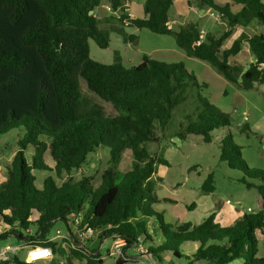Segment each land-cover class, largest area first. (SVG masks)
Segmentation results:
<instances>
[{
    "label": "trees",
    "instance_id": "obj_1",
    "mask_svg": "<svg viewBox=\"0 0 264 264\" xmlns=\"http://www.w3.org/2000/svg\"><path fill=\"white\" fill-rule=\"evenodd\" d=\"M104 1L112 15L99 18L96 11ZM126 1L0 0V136L25 129L19 149L5 165L7 175L0 185V241L10 237L34 240L52 246L56 256L58 243L47 242L52 228L63 222L69 231L77 217L83 225L102 230L100 239L119 235L126 242L125 255L130 246H143L158 263L168 255L174 260L185 258L188 264H264V258L258 256L257 236L258 230H264V169L248 166L231 134L221 140V160L241 171V181L258 192L262 200L258 212L247 210L232 227L217 222L216 213L199 225L188 222L176 227L154 209L160 202L156 189L162 180L156 177L157 165L169 166V162L150 152L148 144L160 140L159 134L167 131L174 112L182 105L188 108L176 133L181 140L195 135L211 143L214 131L231 125L230 115L202 95L208 85H200L181 63L166 64L144 56L138 66L126 67L120 57L113 64H104L92 59L90 47L94 40L107 49L109 30L128 39L117 24L105 30L102 23L172 35L189 57L210 63L240 89L250 90L264 84V33L241 35L228 49L224 43L235 28L248 27L254 21L264 27L263 0H189L190 7L212 10L227 25L223 34L204 37L196 23L178 30L171 26L174 0H145V17L137 18L127 13ZM244 42L249 43L255 58L246 71L233 61ZM80 80L119 114L106 116L104 108L84 94ZM100 147L110 150V160L99 187L89 177L76 182L73 174L90 163V155ZM28 148L31 161L26 157ZM126 151L132 152L133 168L122 173L119 166ZM47 155L53 166L47 163ZM35 170L53 171L57 179L46 178L38 189ZM202 191L208 195L216 191L213 174L202 184ZM152 219L157 223L155 230L162 234L161 243L150 230ZM67 243L75 261L72 264H104L98 249H75L72 241ZM188 245L192 252L186 250ZM0 264L40 263L16 255ZM117 264L126 263L120 259Z\"/></svg>",
    "mask_w": 264,
    "mask_h": 264
},
{
    "label": "rangeland",
    "instance_id": "obj_2",
    "mask_svg": "<svg viewBox=\"0 0 264 264\" xmlns=\"http://www.w3.org/2000/svg\"><path fill=\"white\" fill-rule=\"evenodd\" d=\"M104 3L106 2L104 1ZM144 3L145 0L126 1L128 9L136 17H145ZM179 7L183 10L172 7L169 13L170 22L175 30L192 22L198 24L202 37L207 33L219 36L228 29L219 15L212 10H206L205 14H200L201 12L196 9L191 10L189 2L186 0H181ZM102 11L105 9H98L96 15L102 16ZM105 15L111 16L112 12L109 11ZM112 25L123 28L122 31L128 39H125L121 33L110 31L109 28ZM100 27L109 30L110 45L107 49H102L94 40H90L93 60L104 64H113L117 61V57H120L123 65L132 67L140 65L144 56H149L166 64H184L186 69L196 76L200 85H208L207 89L202 90V95L231 117L229 127L221 128L211 134V143H206L202 137L195 135L189 136L186 140H181L176 133L180 130L186 114L189 113L187 106L182 105L174 112L167 131L164 134L160 132V140L148 144L150 152L159 158L167 159L169 162V166L158 164L156 174V177H160L162 180L156 189V195L160 198V202L154 205V209L163 214L165 222L176 227L188 222L199 225L212 213H216L217 222L223 227H232L244 218L249 208L254 213L258 212L262 205L261 197L255 189L247 188L241 181L243 178L241 171L231 169L226 161L221 160V140L231 134L234 142L242 148V156L248 166L264 169V84H256L250 90L240 89L237 83L227 80L210 63L189 57L177 45L176 39L172 35H160L151 32L149 29H138L119 23H102ZM233 32V35L224 43L226 49L230 48L241 35L253 37L263 34L264 27L259 22L254 21L248 27L235 28ZM233 61L241 65L244 71L255 62L248 42L243 43L242 52ZM80 82L84 94L90 97L94 103L103 107L106 116L115 117L119 114L111 104L93 96L83 80ZM24 134V128H16L0 136V185L7 175L5 165L12 161L15 151L19 149V141ZM25 152L26 157L31 161V148ZM50 160V156L47 155V163L53 166ZM109 160L110 150L107 147H100L96 154L90 155L91 164H86L79 172L73 174L74 180L79 182L84 177H89L92 178L94 187H99L102 175L109 166ZM132 168V152L126 151L119 170L122 173H127ZM33 174L36 177L35 185L38 189L43 187L46 178L57 179L53 171L35 170ZM210 174L214 175L216 191L208 195L202 191V184ZM61 182L58 180L59 184ZM228 201L231 204L227 203ZM156 224V220L152 219L149 222V227L158 243H161L163 237L161 233L155 230ZM57 230H61L63 234L67 235L66 224L56 222L51 231V235L59 245L58 255L51 261H40V264H72L75 262L68 253L65 238L63 236L55 237ZM257 236L259 239L258 256L264 258V230H258ZM114 241L115 237L112 235L103 239L97 237L87 243V248L101 251L104 264H117L120 259L126 264H188L185 258L174 260L168 255L164 256L166 261L158 263L152 259L147 247L143 246H130L128 248L129 254L120 257L112 256L110 250ZM23 243L17 238L10 237L5 241H0V249L7 245L22 246ZM186 250L188 253L192 252V246H186ZM27 251L28 248H23L19 252V256L25 258ZM197 264L208 263L199 262ZM233 264L241 263L235 262Z\"/></svg>",
    "mask_w": 264,
    "mask_h": 264
},
{
    "label": "built area",
    "instance_id": "obj_3",
    "mask_svg": "<svg viewBox=\"0 0 264 264\" xmlns=\"http://www.w3.org/2000/svg\"><path fill=\"white\" fill-rule=\"evenodd\" d=\"M110 9V8H109ZM227 203L231 204L230 201ZM248 211H251L249 208ZM102 230L95 229L89 224L82 223V219L74 217L71 223V230L67 231V235L63 234L61 230L56 231V238L63 236L65 238V245H67V240L72 241L71 245L73 248H83L87 247V243L99 237ZM28 233L32 234L33 231L29 230ZM115 237V241L111 247L110 253L112 256H124V247L126 242L124 239L120 238L119 235H112ZM76 237V239L74 238ZM53 236L47 241L48 243L56 242ZM23 248H28L25 260L29 263H35L40 261H51L55 257V250L52 246H43L35 243L34 240H26L22 246L17 245H7L0 249V261L8 262L13 256L19 255V252Z\"/></svg>",
    "mask_w": 264,
    "mask_h": 264
},
{
    "label": "crops",
    "instance_id": "obj_4",
    "mask_svg": "<svg viewBox=\"0 0 264 264\" xmlns=\"http://www.w3.org/2000/svg\"><path fill=\"white\" fill-rule=\"evenodd\" d=\"M181 0H174V8L175 9H177V10H183V9H181L180 7H179V2H180ZM187 2H189V0H186ZM183 7V6H182ZM194 6H192V7H190V9L192 10V9H196L198 12H201L200 14H205V11L206 10H204V11H199L196 7H194ZM110 7H109V5L107 4V3H104V4H102V6H101V8L100 9H105V11H102V16H100L99 15V17L100 18H104V17H106L107 15H105V13H108L109 12V9ZM184 8V7H183ZM125 9H126V11H127V13L130 15V17L131 18H137L134 14H132L131 13V11H130V9H128V7H127V5H125ZM105 15V16H104ZM171 23V22H170ZM171 26H172V24H171ZM234 33V32H233ZM233 33H232V35H233ZM132 37H134L133 35H132ZM225 45V44H224ZM224 49H226V47L224 46ZM228 49V48H227ZM5 179H6V177L4 178V181H5ZM3 181V182H4ZM262 201V200H261Z\"/></svg>",
    "mask_w": 264,
    "mask_h": 264
},
{
    "label": "water",
    "instance_id": "obj_5",
    "mask_svg": "<svg viewBox=\"0 0 264 264\" xmlns=\"http://www.w3.org/2000/svg\"><path fill=\"white\" fill-rule=\"evenodd\" d=\"M94 12H91V14H93Z\"/></svg>",
    "mask_w": 264,
    "mask_h": 264
}]
</instances>
